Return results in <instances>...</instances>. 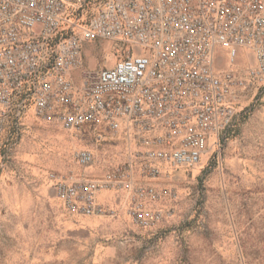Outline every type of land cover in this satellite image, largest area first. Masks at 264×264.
<instances>
[{
    "label": "built area",
    "instance_id": "built-area-1",
    "mask_svg": "<svg viewBox=\"0 0 264 264\" xmlns=\"http://www.w3.org/2000/svg\"><path fill=\"white\" fill-rule=\"evenodd\" d=\"M97 41L127 51L77 84L83 46ZM241 49L254 62L246 79L216 67L218 50L234 66ZM246 81L264 82V0H0V124L15 131L32 115L65 131L100 126L144 148L100 178L48 173L70 215L114 218L98 195L120 188L135 226L161 222L162 168L188 169L219 144L235 119L233 88ZM74 160L84 170L93 155ZM131 164L156 183L137 184Z\"/></svg>",
    "mask_w": 264,
    "mask_h": 264
},
{
    "label": "rangeland",
    "instance_id": "rangeland-1",
    "mask_svg": "<svg viewBox=\"0 0 264 264\" xmlns=\"http://www.w3.org/2000/svg\"><path fill=\"white\" fill-rule=\"evenodd\" d=\"M126 51L84 44L74 81ZM236 61L228 66L216 53V67L246 79L252 54L241 49ZM230 99L235 119L219 144L210 142L195 166L162 169L170 196L154 204L164 217L148 229L133 224L127 204L118 226L67 214L47 180L55 164L82 170L74 160L81 149L92 164H122L138 149L131 138L100 126L65 131L32 115L15 131L0 124V264H264V82L246 81ZM85 169L95 178L107 171Z\"/></svg>",
    "mask_w": 264,
    "mask_h": 264
},
{
    "label": "crops",
    "instance_id": "crops-1",
    "mask_svg": "<svg viewBox=\"0 0 264 264\" xmlns=\"http://www.w3.org/2000/svg\"><path fill=\"white\" fill-rule=\"evenodd\" d=\"M253 63L254 62H253V57H252V63L251 64H253ZM138 149L141 151L144 150V148H142V147L141 148L139 147ZM68 165L69 164H55L54 169H56V171H52V172H57L59 174H67L68 172L79 173L80 171H84L89 176L92 175V172L88 171L87 169L81 170L76 166L68 167ZM122 165L123 164H91L89 167L92 169V171L93 170L101 171V169H107V171H108V169L109 170L115 169V168H118L119 166H122ZM131 165H132V168L134 170L133 179L137 184H139V183L140 184H154V183H156L154 181H150V180L141 176V174L139 172L140 171V164H131ZM107 171H105V173ZM105 173H103V175ZM47 180H48V175H47ZM160 183L161 182L159 180V182H157L156 185H159ZM102 193L105 194V196L103 198H100V194H99L98 195V201L101 204H103L104 206H107L108 208L115 209L116 210V216L114 218H109V217H104V216H94V218H91V216H85V217H90V218H86L85 220L87 222H97V221H101L104 218H105L104 220L113 219V222H117V226H118L119 223L121 222V220L126 219V215L124 213H122L121 210L119 211V207L122 206L123 204L126 205L128 203L130 193L123 190V189H120V188L105 189L102 191ZM119 212H121V213H119ZM101 217H104V218H101Z\"/></svg>",
    "mask_w": 264,
    "mask_h": 264
},
{
    "label": "bare ground",
    "instance_id": "bare-ground-1",
    "mask_svg": "<svg viewBox=\"0 0 264 264\" xmlns=\"http://www.w3.org/2000/svg\"><path fill=\"white\" fill-rule=\"evenodd\" d=\"M240 64V63H239ZM101 193H102V191H101ZM101 193H100V195H101Z\"/></svg>",
    "mask_w": 264,
    "mask_h": 264
}]
</instances>
